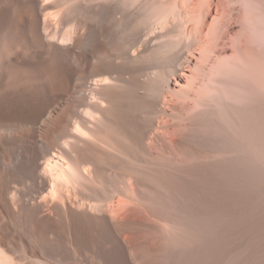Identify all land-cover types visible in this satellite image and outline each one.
Wrapping results in <instances>:
<instances>
[{"label": "bare ground", "instance_id": "bare-ground-1", "mask_svg": "<svg viewBox=\"0 0 264 264\" xmlns=\"http://www.w3.org/2000/svg\"><path fill=\"white\" fill-rule=\"evenodd\" d=\"M0 264H264V0H0Z\"/></svg>", "mask_w": 264, "mask_h": 264}]
</instances>
